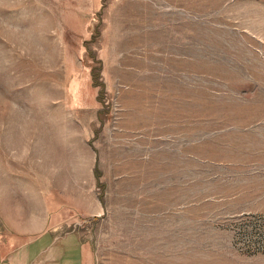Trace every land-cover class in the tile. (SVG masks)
<instances>
[{"label":"rangeland","instance_id":"rangeland-1","mask_svg":"<svg viewBox=\"0 0 264 264\" xmlns=\"http://www.w3.org/2000/svg\"><path fill=\"white\" fill-rule=\"evenodd\" d=\"M55 240L264 264V0H0V264Z\"/></svg>","mask_w":264,"mask_h":264},{"label":"crops","instance_id":"crops-1","mask_svg":"<svg viewBox=\"0 0 264 264\" xmlns=\"http://www.w3.org/2000/svg\"><path fill=\"white\" fill-rule=\"evenodd\" d=\"M68 241L69 245H57L56 240L52 241L50 246L41 250L35 264H92V257L85 245H79V249H76V242Z\"/></svg>","mask_w":264,"mask_h":264}]
</instances>
